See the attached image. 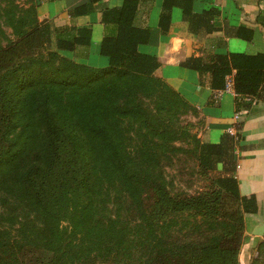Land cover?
<instances>
[{
	"label": "trees",
	"instance_id": "obj_1",
	"mask_svg": "<svg viewBox=\"0 0 264 264\" xmlns=\"http://www.w3.org/2000/svg\"><path fill=\"white\" fill-rule=\"evenodd\" d=\"M102 1L69 14L88 15ZM30 2L24 9L0 0V18L16 38L0 48V264H239L246 217L257 204L239 195L234 139L203 144L196 123L179 132L178 117L197 112L153 76L156 58L138 52L150 37L133 25L139 1L102 12V23L117 29L100 44L106 68L63 55L90 44L89 26L39 22L38 0ZM191 7V0H164L160 30L173 8L188 19ZM209 60L184 66L209 73L214 90L234 73L237 106L262 97L264 55ZM176 140L192 146L184 153L209 176L211 192L172 195L164 171Z\"/></svg>",
	"mask_w": 264,
	"mask_h": 264
},
{
	"label": "crops",
	"instance_id": "obj_2",
	"mask_svg": "<svg viewBox=\"0 0 264 264\" xmlns=\"http://www.w3.org/2000/svg\"><path fill=\"white\" fill-rule=\"evenodd\" d=\"M89 0H38L39 22L53 27L91 28L90 44L63 55L91 68H106L108 59L100 55L105 36L117 32L114 24L101 21L105 9H119L125 0H103L85 16L71 17V10ZM133 25L149 30V42L139 45V53L156 58L159 67L153 76L167 83L193 109L196 138L216 145L225 135L233 137L234 178L241 197L255 198L257 212L247 215L246 241L240 247L239 264H264V234L254 232L264 226V86L262 97L245 98L237 106L233 75L223 90L211 87V75L199 74L184 63L202 58L206 63L215 56L264 55V0H191V14L185 19L180 8L170 11L166 32L159 28L164 0H138ZM229 83V84H228ZM218 170L222 165L217 166Z\"/></svg>",
	"mask_w": 264,
	"mask_h": 264
},
{
	"label": "rangeland",
	"instance_id": "obj_3",
	"mask_svg": "<svg viewBox=\"0 0 264 264\" xmlns=\"http://www.w3.org/2000/svg\"><path fill=\"white\" fill-rule=\"evenodd\" d=\"M30 1L31 0H15L16 4L24 9L30 6ZM2 14L3 13L0 11V16ZM15 41L16 38L13 36L11 29L5 26L2 18H0V48H6L11 42ZM38 52H42V50L38 48L33 53L36 54ZM146 104L150 105L151 109V103L147 102ZM177 123L179 132L181 133V130H185L187 125L195 124L196 122L192 114H188L187 116H179ZM173 145L178 148V151L173 156V166L169 168L166 167L164 171L167 182L173 183L174 190L171 191L172 195L175 196V198L177 195L181 198H185L196 197L198 194L211 192L214 185L209 176L197 167V163L193 159L194 157H188L187 154L184 153L185 150H191L192 146L189 145V143H184L182 140H176ZM163 164L166 165L167 163L163 162ZM0 225L4 226L6 224L0 220ZM28 259L29 258L23 260V264H34L33 261L29 262ZM96 264H100L99 261H97Z\"/></svg>",
	"mask_w": 264,
	"mask_h": 264
},
{
	"label": "water",
	"instance_id": "obj_4",
	"mask_svg": "<svg viewBox=\"0 0 264 264\" xmlns=\"http://www.w3.org/2000/svg\"><path fill=\"white\" fill-rule=\"evenodd\" d=\"M264 234V226L258 228L255 232L254 235H263Z\"/></svg>",
	"mask_w": 264,
	"mask_h": 264
},
{
	"label": "built area",
	"instance_id": "obj_5",
	"mask_svg": "<svg viewBox=\"0 0 264 264\" xmlns=\"http://www.w3.org/2000/svg\"><path fill=\"white\" fill-rule=\"evenodd\" d=\"M229 84V83H228ZM264 256V255H263Z\"/></svg>",
	"mask_w": 264,
	"mask_h": 264
}]
</instances>
